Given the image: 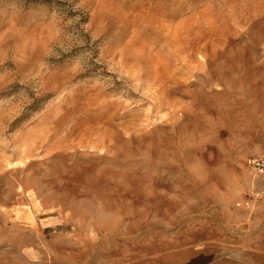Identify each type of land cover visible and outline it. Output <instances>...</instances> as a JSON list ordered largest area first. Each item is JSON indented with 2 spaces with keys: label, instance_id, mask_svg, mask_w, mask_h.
Returning a JSON list of instances; mask_svg holds the SVG:
<instances>
[{
  "label": "rangeland",
  "instance_id": "obj_1",
  "mask_svg": "<svg viewBox=\"0 0 264 264\" xmlns=\"http://www.w3.org/2000/svg\"><path fill=\"white\" fill-rule=\"evenodd\" d=\"M264 0H0V264H264Z\"/></svg>",
  "mask_w": 264,
  "mask_h": 264
},
{
  "label": "built area",
  "instance_id": "obj_2",
  "mask_svg": "<svg viewBox=\"0 0 264 264\" xmlns=\"http://www.w3.org/2000/svg\"><path fill=\"white\" fill-rule=\"evenodd\" d=\"M247 170L251 180L260 183L262 188L260 189V193H251L248 199L242 204L244 208L251 206L254 200L259 199L264 194V156H257L250 159Z\"/></svg>",
  "mask_w": 264,
  "mask_h": 264
}]
</instances>
